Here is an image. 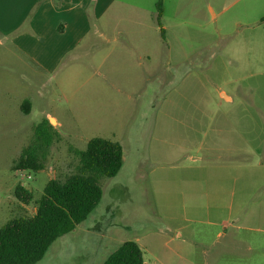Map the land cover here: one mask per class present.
<instances>
[{
	"label": "rangeland",
	"instance_id": "rangeland-1",
	"mask_svg": "<svg viewBox=\"0 0 264 264\" xmlns=\"http://www.w3.org/2000/svg\"><path fill=\"white\" fill-rule=\"evenodd\" d=\"M156 2L119 3L118 27L147 39L135 53L100 48L97 22L94 39L50 73L0 43V226L32 214L46 181L67 173L73 149L91 137L116 140L123 151L119 171L100 179L102 197L87 218L31 264H101L128 239L140 244L145 264L247 263L248 252L233 244L245 238L241 218L260 189L252 185L245 202L238 192L231 202L202 192L226 169L238 186L260 168L264 0H163V36ZM48 115L60 138L44 168L12 170L33 125ZM17 183L32 192L30 202L16 198Z\"/></svg>",
	"mask_w": 264,
	"mask_h": 264
},
{
	"label": "trees",
	"instance_id": "trees-1",
	"mask_svg": "<svg viewBox=\"0 0 264 264\" xmlns=\"http://www.w3.org/2000/svg\"><path fill=\"white\" fill-rule=\"evenodd\" d=\"M155 21L161 35L163 0H157ZM264 20V16L260 18ZM31 103L24 98L20 103L28 113ZM60 134L47 118L35 123L28 142L12 161V170H42L51 144ZM74 162L62 177L46 181L30 215H14L0 226V264H31L40 260L52 242L72 231L87 218L102 197L100 179L114 176L123 163L121 144L109 138L94 136L84 148L73 149ZM14 195L23 202L32 200L30 190L17 183ZM101 264H145L140 244L128 239L120 243Z\"/></svg>",
	"mask_w": 264,
	"mask_h": 264
},
{
	"label": "crops",
	"instance_id": "crops-1",
	"mask_svg": "<svg viewBox=\"0 0 264 264\" xmlns=\"http://www.w3.org/2000/svg\"><path fill=\"white\" fill-rule=\"evenodd\" d=\"M120 2L122 0H0V43L6 40L35 68L50 73L79 44L94 39L89 35L97 22L100 48L111 53L127 48L135 53L138 50L135 44H144L147 39L144 36L133 37L127 29L118 27L116 18L123 10ZM140 49V52H144L146 47L142 45ZM258 160L260 168L250 176V182L238 186L234 180L230 183L229 170L226 169L221 176L216 175L206 182L202 192L214 200L226 196L230 202L238 192V200L245 202L251 195L252 185L260 189L256 205L243 213L241 218L242 228L247 232L245 238L238 240L241 241L239 244H233L248 252L245 264L264 262V150ZM221 222H225V219ZM226 232L227 229H223L216 235L221 236Z\"/></svg>",
	"mask_w": 264,
	"mask_h": 264
},
{
	"label": "water",
	"instance_id": "water-1",
	"mask_svg": "<svg viewBox=\"0 0 264 264\" xmlns=\"http://www.w3.org/2000/svg\"><path fill=\"white\" fill-rule=\"evenodd\" d=\"M225 96H226V97H229V96L226 95V94H225ZM47 119H48V121L50 122L51 125H53V123L55 122V119H54L52 116H50V115L47 116Z\"/></svg>",
	"mask_w": 264,
	"mask_h": 264
}]
</instances>
